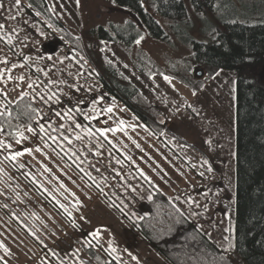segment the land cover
I'll return each mask as SVG.
<instances>
[{"label":"rangeland","instance_id":"rangeland-1","mask_svg":"<svg viewBox=\"0 0 264 264\" xmlns=\"http://www.w3.org/2000/svg\"><path fill=\"white\" fill-rule=\"evenodd\" d=\"M45 1L61 31L81 38L87 50L95 45V56H79L24 0L19 6L15 0H0V60L8 61L0 63V89L7 93L0 94V104L26 98L43 117L34 132L23 131L27 139L19 144L5 139L0 129V142L12 144L0 148V261L96 264L85 249L97 244L102 256L114 255L122 264H168L130 222L140 217L154 188L221 252L209 264H243L234 249L238 75L226 70L209 74L194 62L190 41L208 42L213 32L254 14L264 21V0H220L215 11L201 14L189 8L184 22L154 15L166 41L150 38L137 16L112 0ZM242 5L252 6L238 13ZM129 23L140 33V43L130 51L91 34L98 27ZM139 57L155 65L141 82L135 80ZM105 60L135 80L140 101L163 118L164 134L151 133L103 91L90 63ZM248 73L264 86V64ZM17 151L24 155L5 159ZM97 229L100 235L93 238ZM184 235L174 247L188 264H202L189 254L186 247L194 250L195 242Z\"/></svg>","mask_w":264,"mask_h":264},{"label":"trees","instance_id":"trees-1","mask_svg":"<svg viewBox=\"0 0 264 264\" xmlns=\"http://www.w3.org/2000/svg\"><path fill=\"white\" fill-rule=\"evenodd\" d=\"M24 1L37 15L54 26L79 56H95V45L88 47L87 50L81 38L72 35L66 29L64 32L61 31V26L45 0ZM219 1L114 0L113 2L112 0L117 7L134 13L150 38L161 41H166L168 37L154 15L170 22H184L189 18V8L196 14L213 12ZM243 1L238 3L241 4ZM249 6L252 5L235 7L238 13H244ZM257 16L254 14L250 20L244 22L228 23L224 30L213 32L208 42L190 41L194 62L206 69L209 74L226 70L238 75L235 110L234 249L243 264H264V86L246 76L252 68L264 64V21H260L261 18L254 19ZM91 34L97 36L100 41L122 45L127 51H130L140 39V33L131 23L124 27L112 26L109 29L98 27L97 30H92ZM135 65L136 81L141 82V76L147 69L155 70V65L140 57ZM90 67L96 72L99 84L111 100L126 108L154 135L160 137L164 134V129L167 127L163 118L140 101L142 98L139 87L135 85L134 79L126 76L121 67L108 60L102 61L99 65L90 63ZM183 84L192 88L187 82ZM6 104L7 107L0 104V113H3L0 115V129L1 135L8 141L16 142L18 131H24L29 126L35 128L37 123H42L40 109L33 101L25 98L16 104ZM9 112L11 115L8 114ZM86 150L89 151L88 148ZM150 192L151 198L143 212L138 213L137 216H140L138 219L130 221L128 214L124 216L129 217L128 220L133 222L132 225L141 237L168 264H188L182 253H178V249L174 247L177 245L174 240L179 241L181 234H188L193 243L195 242L194 250H189L188 246L186 249L198 263L209 264L212 257L216 258L221 254L200 228L191 222L185 212L178 208L171 210L168 199L158 190L152 188ZM96 245H89L85 249V253L96 264H122L114 255L102 256L104 254L101 255V250L97 249Z\"/></svg>","mask_w":264,"mask_h":264},{"label":"snow or ice","instance_id":"snow-or-ice-1","mask_svg":"<svg viewBox=\"0 0 264 264\" xmlns=\"http://www.w3.org/2000/svg\"><path fill=\"white\" fill-rule=\"evenodd\" d=\"M79 2H80V0H76V3H77V4H79ZM113 2H114V0H113ZM15 4H16V6H19V5H20V0H15ZM3 7H4L3 3L0 2V9H2ZM9 18H10V19H15L14 16H10ZM3 27H4V25H0V29H2ZM11 42H12V40H11V38L9 37V38H8V43L11 44ZM137 43H140V41L138 40ZM0 63H3V64H5V65H7V64H8V61H7L6 59H4V60H0ZM3 76H4V73L0 72V79H2ZM8 78L11 79V76H9ZM20 79H23V77H21ZM165 79L170 81V78H169V77H165ZM30 86H31V85H30ZM0 94H2V95L5 96V97L7 96V93L3 92V89H0ZM50 98H51V97H50ZM3 106H4V107H7V104L5 103ZM106 111H107L108 113H111V112L113 111V108H112V107H108V108L106 109ZM8 114L11 115L10 112H9ZM0 115H3V113H0ZM56 115L59 116L60 113H56ZM120 124L123 125V121H121ZM76 127H80V125H76ZM117 130H121V131H122L123 128L121 127L120 129H105L101 134H104V133H106L107 131H117ZM27 131H28V132H34L35 129H33L31 126H29V127L27 128ZM40 132H44L45 134H47V133H46V129H45V127H44L43 125H40ZM87 132H88V135H89V136L93 135L91 129H88ZM50 138L53 139V141H55V138H54V137H50ZM25 139H27V137L24 135V132H23V131H18V132H17L16 143L19 144V143H21V142H22L23 140H25ZM64 139H67V137H64ZM76 139L79 140V139H81V137L78 135V136L76 137ZM44 146H45V147H48L49 145H47V143H45ZM137 147H139V145H137ZM0 148H8V149H11V148H12V144H10V143H9V144H5L4 142H0ZM35 150H36V151H41L40 148H37V149H35ZM26 151L28 152V154H31L32 151H33V149L28 148V149H26ZM22 155H24V152H23V151H17V152H15V153H13L12 155H10L9 157H5V159H10V160L15 161L18 157H20V156H22ZM21 167H23V165H21ZM46 170H47V171H51V169H46ZM2 171H3V170L0 169V172H2ZM201 175H202V174H201ZM45 191H47V189H45ZM53 198L55 199V197H53ZM57 203H59V201H57ZM60 207L65 208V206H64L63 204H61ZM65 211L67 212L68 209L65 208ZM69 215H70V213H69ZM100 232H101V229H97L96 231H94V232L92 233L93 238H97V237L100 235ZM0 247H4V245H3L2 243H0ZM4 250H5L6 252L8 251V249H7L6 247L4 248ZM111 252H112V253L116 252V249H115L114 247L111 248ZM133 258L135 259V257H133ZM0 259H3V258L0 257ZM117 259H119V257H117ZM5 264H6V262H5Z\"/></svg>","mask_w":264,"mask_h":264},{"label":"water","instance_id":"water-1","mask_svg":"<svg viewBox=\"0 0 264 264\" xmlns=\"http://www.w3.org/2000/svg\"><path fill=\"white\" fill-rule=\"evenodd\" d=\"M198 77H200V74H197Z\"/></svg>","mask_w":264,"mask_h":264},{"label":"crops","instance_id":"crops-1","mask_svg":"<svg viewBox=\"0 0 264 264\" xmlns=\"http://www.w3.org/2000/svg\"><path fill=\"white\" fill-rule=\"evenodd\" d=\"M0 264H3V263L0 261Z\"/></svg>","mask_w":264,"mask_h":264}]
</instances>
